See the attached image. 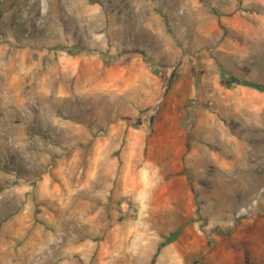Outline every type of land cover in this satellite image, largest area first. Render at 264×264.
<instances>
[{
	"label": "rangeland",
	"instance_id": "obj_1",
	"mask_svg": "<svg viewBox=\"0 0 264 264\" xmlns=\"http://www.w3.org/2000/svg\"><path fill=\"white\" fill-rule=\"evenodd\" d=\"M231 76L264 85V0H0V264H264Z\"/></svg>",
	"mask_w": 264,
	"mask_h": 264
},
{
	"label": "trees",
	"instance_id": "obj_2",
	"mask_svg": "<svg viewBox=\"0 0 264 264\" xmlns=\"http://www.w3.org/2000/svg\"><path fill=\"white\" fill-rule=\"evenodd\" d=\"M223 80L226 82V85L227 86H230L231 83H239V84H242V85H248V86L257 88L258 90L264 91V85L263 84H260V83L250 82V81H247V80H244V79L239 80V79H237L235 77L233 78L232 76L229 77L228 79L223 78ZM177 233H178V230L174 231L173 234H172V236L175 237L177 235Z\"/></svg>",
	"mask_w": 264,
	"mask_h": 264
}]
</instances>
